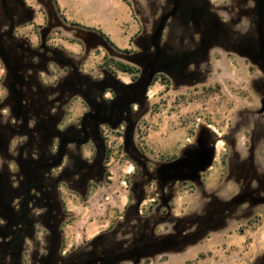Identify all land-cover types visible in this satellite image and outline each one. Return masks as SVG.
I'll return each mask as SVG.
<instances>
[{
  "label": "rangeland",
  "instance_id": "obj_1",
  "mask_svg": "<svg viewBox=\"0 0 264 264\" xmlns=\"http://www.w3.org/2000/svg\"><path fill=\"white\" fill-rule=\"evenodd\" d=\"M127 2L109 35L55 0H0V171L14 188L34 174V227L0 264H264V0H174L176 15L170 0ZM26 98L43 108L37 140ZM177 159L198 177L162 181Z\"/></svg>",
  "mask_w": 264,
  "mask_h": 264
},
{
  "label": "flooded vegetation",
  "instance_id": "obj_2",
  "mask_svg": "<svg viewBox=\"0 0 264 264\" xmlns=\"http://www.w3.org/2000/svg\"><path fill=\"white\" fill-rule=\"evenodd\" d=\"M171 4V7H170V12H174L173 14L176 15L177 12H178V9H179V6L177 5H174V0H170V3ZM176 8V10H175ZM27 24L23 25V26H26ZM11 31H9V35L11 33V35H13L16 31L15 34H17V27L14 26V24L11 23ZM10 29H7L6 31H8ZM13 33V34H12ZM18 35V34H17ZM24 37H26L28 40H29V35H23ZM3 36L2 34H0V45L1 47L4 46V51H6L5 49V43L3 42ZM39 42L41 44L44 45V43L46 42V40H39ZM10 45V44H9ZM30 43L28 42V45H24L22 42H20L18 45H15L16 47H21L22 49L23 46L26 47L27 49H32L30 48ZM18 48L17 51H18ZM1 52V51H0ZM7 52V51H6ZM7 57V56H6ZM5 57V58H6ZM20 75H22V77H27V75H25L24 72H19ZM33 89V87H32ZM17 95L19 96V99L21 100L22 97H20V95H22V88L20 89H16L15 90ZM25 95V94H24ZM31 98H26V106H27V109H29L28 107V104L32 105V107H30V115L29 117H37L39 118L38 119V124H37V131H38V134H34L32 133L31 134V137L33 140H37V137L39 136V131L42 129V123L41 121V118H44V114L42 113L43 111V108L42 107H39L37 105V107L35 106V103H33V100H30ZM108 100L112 99V96L111 97H107ZM3 100V98L1 97L0 98V102ZM28 101V102H27ZM98 117V118H97ZM96 118L98 120L100 119H106L109 123H111L113 121V118L114 116L111 115V116H108V117H104V116H97ZM95 119V118H94ZM36 120V119H35ZM85 127H86V124L87 122L84 120L83 121ZM4 127L6 128H11L12 130H14L13 132L15 131H20V132H23L25 129H26V125H22L21 128H16V127H12L10 126L9 123H7ZM75 127L73 126H70V129H73V134H77L78 133V130H74ZM11 130V132H12ZM55 133V132H54ZM8 134V133H7ZM6 134V135H7ZM74 137L72 136H68V137H64L61 141H63L64 139H72L73 140ZM81 140H79L80 142ZM80 143H87V139L86 140H83L82 142ZM2 148H3V144L0 142V152L4 153L2 151ZM60 148V147H59ZM6 155V154H5ZM7 156V155H6ZM9 158H11L12 156H7ZM55 161L57 158H53ZM109 154H108V149L106 148V153H105V160L106 161H109ZM18 162L20 161L21 162V159H17ZM54 161V162H55ZM19 164V163H18ZM50 161L48 160L47 162H35L32 164V167H35V166H38V167H41L40 170H43V168L46 166V168L49 166ZM2 165V168L4 171H0V217H6V222H5V225H0V235L2 236L0 240V248L2 251H4V253H12V254H15L16 256H19L20 255V250H21V245H22V241L24 240L25 236L27 234H29L31 232V230L33 229L34 227V219H32L31 217L28 216V200L29 199H32L34 197V195L30 194L29 193V182L34 178V174H30L29 177H25V178H22V177H19L18 176V182H19V186H17V188H14L11 184H10V180H11V172L8 170L7 168V165L6 164H1ZM35 171V170H34ZM42 172L40 171L39 175L38 176V180H41L42 178L45 179V175H42ZM43 179V180H44ZM64 183V182H63ZM42 185L43 184V181L41 183ZM41 184L38 185V191H39V195L37 194V199H38V204L44 206L45 204H48L49 203V194L47 193V191L45 190H49V189H44ZM61 187H62V181H59L57 182L56 184V189H57V193L58 195L56 196V192L54 191L55 189V186H53L52 190H53V193L55 194V199L57 200V202L55 203L57 205V208L59 211H63L65 212L66 208H65V202H64V198H63V193L61 192ZM66 188H70V186L68 184L65 185ZM20 193H23V199L19 202V204H17L16 206H11V209H4L5 208V205L6 204V201H8L9 199H11L12 197L14 196H17L19 195ZM36 195V194H35ZM49 200V201H48ZM52 205V204H51ZM17 208V209H16ZM42 209H44V207H42ZM2 219V218H1ZM62 222L60 223L59 227H60V230H62L61 226H62ZM62 246L60 245V250H61ZM17 264V263H16Z\"/></svg>",
  "mask_w": 264,
  "mask_h": 264
},
{
  "label": "crops",
  "instance_id": "obj_3",
  "mask_svg": "<svg viewBox=\"0 0 264 264\" xmlns=\"http://www.w3.org/2000/svg\"><path fill=\"white\" fill-rule=\"evenodd\" d=\"M57 4L70 20L85 26L101 28L109 35L111 23L116 26L123 24L129 8L125 0H57ZM114 5L119 6V10H114Z\"/></svg>",
  "mask_w": 264,
  "mask_h": 264
},
{
  "label": "water",
  "instance_id": "obj_4",
  "mask_svg": "<svg viewBox=\"0 0 264 264\" xmlns=\"http://www.w3.org/2000/svg\"><path fill=\"white\" fill-rule=\"evenodd\" d=\"M162 29V26L160 27ZM160 32V31H158ZM156 69H151L147 74V78L142 82V85L147 86L154 74ZM198 167L190 161L185 159H177L175 161L164 164L160 169V177L162 181H168L173 179H195L198 177Z\"/></svg>",
  "mask_w": 264,
  "mask_h": 264
},
{
  "label": "trees",
  "instance_id": "obj_5",
  "mask_svg": "<svg viewBox=\"0 0 264 264\" xmlns=\"http://www.w3.org/2000/svg\"><path fill=\"white\" fill-rule=\"evenodd\" d=\"M127 2V0H125ZM128 3V2H127ZM55 4L56 6L59 8L58 4H57V0H55ZM118 67L122 70V71H125V72H130V73H133L134 72V67L126 64V63H123L121 61H117L116 62Z\"/></svg>",
  "mask_w": 264,
  "mask_h": 264
}]
</instances>
